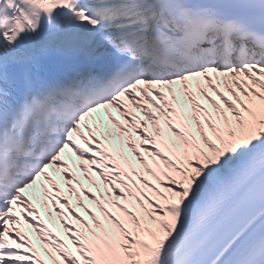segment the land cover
Returning <instances> with one entry per match:
<instances>
[{
    "label": "snow or ice",
    "instance_id": "obj_1",
    "mask_svg": "<svg viewBox=\"0 0 264 264\" xmlns=\"http://www.w3.org/2000/svg\"><path fill=\"white\" fill-rule=\"evenodd\" d=\"M0 264H264V0H0Z\"/></svg>",
    "mask_w": 264,
    "mask_h": 264
},
{
    "label": "bare ground",
    "instance_id": "obj_2",
    "mask_svg": "<svg viewBox=\"0 0 264 264\" xmlns=\"http://www.w3.org/2000/svg\"><path fill=\"white\" fill-rule=\"evenodd\" d=\"M113 114L114 115H116L117 116V118L119 119V116H118V114H116L115 112H113ZM87 205L90 207V208H93V210L95 211V208H94V206L93 205H91V204H89V202L87 201ZM83 214V213H82ZM98 215H99V213H98ZM87 217V216H86ZM57 231H59L61 234H62V230L61 229H59L58 228V226H57ZM74 250V249H73Z\"/></svg>",
    "mask_w": 264,
    "mask_h": 264
}]
</instances>
